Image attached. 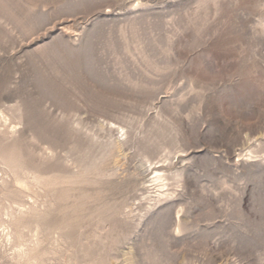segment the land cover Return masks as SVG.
Returning a JSON list of instances; mask_svg holds the SVG:
<instances>
[{
    "label": "rangeland",
    "instance_id": "rangeland-1",
    "mask_svg": "<svg viewBox=\"0 0 264 264\" xmlns=\"http://www.w3.org/2000/svg\"><path fill=\"white\" fill-rule=\"evenodd\" d=\"M0 264H264V0H0Z\"/></svg>",
    "mask_w": 264,
    "mask_h": 264
}]
</instances>
